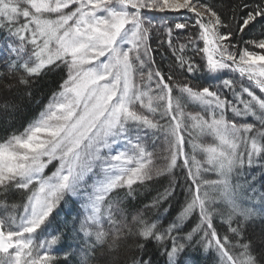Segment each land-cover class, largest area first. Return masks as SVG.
I'll return each mask as SVG.
<instances>
[{
    "label": "snow or ice",
    "instance_id": "1",
    "mask_svg": "<svg viewBox=\"0 0 264 264\" xmlns=\"http://www.w3.org/2000/svg\"><path fill=\"white\" fill-rule=\"evenodd\" d=\"M182 10L197 30L185 43H174L173 32L187 23L157 25L146 15ZM229 10L226 21L200 0H0V94L65 73L39 117L0 140V264H59L54 249L66 239L76 244L65 264L70 256L152 264L149 242L166 264H204L211 254L215 264H264V95L256 92L264 94V55L240 47L264 50V39H243L264 19V0ZM158 27L174 58L167 73L149 43ZM201 72L220 84L184 78ZM226 72L238 78L221 79ZM161 178L163 191L129 210L136 188ZM14 192L27 193L22 205L9 204ZM179 195L166 228L146 215ZM66 196L80 211L63 220L65 231L46 235Z\"/></svg>",
    "mask_w": 264,
    "mask_h": 264
},
{
    "label": "trees",
    "instance_id": "2",
    "mask_svg": "<svg viewBox=\"0 0 264 264\" xmlns=\"http://www.w3.org/2000/svg\"><path fill=\"white\" fill-rule=\"evenodd\" d=\"M240 0H200L202 4L213 5L217 11L221 13L223 18L227 21L228 17L232 15L229 10V6L239 3ZM246 3L252 4L256 0H245ZM249 9L239 11V15H244ZM147 14V13H146ZM149 17L153 19V22L157 25H162L167 22L169 26L174 25L176 22L187 23L189 27L185 30H175L173 32L174 43H185L186 37L192 35L195 37L197 30L192 27L194 24L193 15L189 14H159L148 12ZM193 20V22H192ZM233 28L235 24H232ZM151 33V39L149 43L154 49L153 56L156 64L164 72L167 73L170 65L174 64V58L172 56L171 49L167 44V36L163 28H155ZM221 31H225L222 29ZM6 29L0 30V43L6 38ZM244 40H260L264 39V19L258 18L256 22L249 25L243 33ZM199 46L203 47V43L199 42ZM248 47L250 51L263 54L264 50L255 48L253 45L240 44V47ZM192 56L191 51L187 53ZM197 64H202L201 57L199 55L193 57ZM6 71L5 61L0 58V72ZM65 77L64 72L52 73L48 72L42 74L40 77L33 78L30 86H19L13 89L11 92L0 94V140L6 138L9 134L16 132H22L25 127L28 126L32 121L37 119L42 111L51 100L53 93L59 91V85L62 82V78ZM187 81L192 83L194 86H209L219 85L220 80L215 81L207 78V75L203 72L196 74L185 73L184 77ZM224 78H238L237 73L226 72L221 74V79ZM257 94L260 95L259 90H256ZM230 95V94H229ZM4 101H8L9 106L4 107ZM248 122H252L249 117ZM167 185V180L161 178L160 180L149 182L145 186L136 188L134 193V199H126L125 204L131 211L144 210V206L150 204L154 197L157 196L158 192H162L163 188ZM124 195L123 191L120 193ZM27 193L14 192L7 196L9 204L15 203L22 205L26 199ZM4 199V197H0ZM184 201V196L179 195L176 197L169 198L167 201L160 203L156 208L147 209L146 215L152 220H158L161 228H166L167 225L175 218L180 211L181 205ZM22 207L16 209L17 213L22 211ZM80 211V205L76 198L66 196L65 200L61 201L56 213L53 215L52 224L48 230L53 233L55 231H65L63 226L64 219H71L76 213ZM5 210L0 208V215H3ZM187 231V229H186ZM223 234L224 229H220ZM248 236H251V230H249ZM69 244L75 245L73 240L66 239L62 240L61 243L56 247L55 254L59 257V264H65L64 254L74 250L69 248ZM163 248L156 245L155 242H149L146 245L145 258L149 256L152 259V264H166V257L162 255ZM196 255H199L197 249ZM78 258L70 256L68 264H77ZM204 264H215L214 254L208 256L204 261Z\"/></svg>",
    "mask_w": 264,
    "mask_h": 264
},
{
    "label": "rangeland",
    "instance_id": "3",
    "mask_svg": "<svg viewBox=\"0 0 264 264\" xmlns=\"http://www.w3.org/2000/svg\"><path fill=\"white\" fill-rule=\"evenodd\" d=\"M151 13H154V12H151ZM155 13H159V12H155ZM159 14H170V15H172V14H181V15H184V14H189V15H193V20H195V16H194V14H192V13H189V12H187L186 10H182L180 13H159ZM148 17L150 16V15H148V13L146 14ZM193 20H192V22H193ZM158 24V23H157ZM154 30H156V29H153L152 30V32L154 31ZM262 55H264V53L262 54ZM213 81H215V83H217L219 80H213ZM260 95H264V94H261L260 93ZM55 168H56V162H53V164L52 165H49V167L45 170V175H51L52 174V172H54L55 171ZM257 188L258 189H260V191H264V188H261V186L258 184L257 185ZM8 211H11V209H9ZM23 211V210H22ZM21 211V212H22ZM56 209L54 210V212H53V215H54V213H56ZM17 212V211H16ZM51 227H53V224H52V226ZM55 232H53V233H51L49 230H48V233H46V235L47 234H54ZM71 240V239H70ZM75 243H76V241H74ZM58 246V245H57ZM56 246V247H57ZM56 249V248H55ZM54 249V250H55ZM74 251V250H73ZM75 258H78V257H76V256H74Z\"/></svg>",
    "mask_w": 264,
    "mask_h": 264
}]
</instances>
